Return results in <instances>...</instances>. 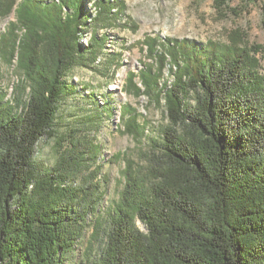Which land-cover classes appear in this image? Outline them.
I'll return each mask as SVG.
<instances>
[{
	"label": "trees",
	"instance_id": "1",
	"mask_svg": "<svg viewBox=\"0 0 264 264\" xmlns=\"http://www.w3.org/2000/svg\"><path fill=\"white\" fill-rule=\"evenodd\" d=\"M127 9L125 0H0V19L16 15L0 34V62L17 77L9 95L0 65V264H68L89 216L82 264H264L263 44L145 37L146 61L125 90L164 101L167 123L155 130L121 105L140 149L138 159L124 152L111 207L101 206L103 145L87 131L58 142L52 166L36 162L77 93L69 73L94 66L107 40L98 30L126 21ZM168 61L173 79L162 83Z\"/></svg>",
	"mask_w": 264,
	"mask_h": 264
},
{
	"label": "rangeland",
	"instance_id": "2",
	"mask_svg": "<svg viewBox=\"0 0 264 264\" xmlns=\"http://www.w3.org/2000/svg\"><path fill=\"white\" fill-rule=\"evenodd\" d=\"M125 1L128 6L127 20H118V24L98 30V35L103 34L107 40L96 57L94 66L75 67L69 73V80L75 82L77 93L63 100L56 119L57 136L41 139L35 155L39 164L52 166L59 156L58 142H62L68 133L85 130L90 136H94L96 142L103 145L102 170L98 177L106 191L101 203L105 209L114 204L122 189L124 152L127 151L135 159L139 158V141L129 132H125L122 126L121 105L135 107L137 112L143 113L151 121L155 130L167 123L164 101H152L147 94L137 97L125 90L128 72L131 69L140 70L143 66L140 61H146V46L142 43L145 37L152 35L162 39L189 38L199 43L208 40L224 43L235 41L242 46L253 43L264 45V0ZM91 9L96 12V9ZM15 20V11L1 18L0 34ZM85 31L81 42L89 44L93 30L86 28ZM260 57L261 71L264 73V52ZM119 58V64H115L114 60ZM169 64L170 61L164 69L162 83L173 79ZM0 65L3 75L1 84L10 95L14 83H17L15 64L8 66L0 62ZM107 103L114 107V112L107 107ZM103 108H106L105 112L101 111ZM94 111L99 113L98 121L90 120ZM78 133L84 134L83 131ZM138 224L145 229L141 222ZM92 232L93 220L89 216L88 227L67 257L68 264H82ZM95 248L98 254L99 244Z\"/></svg>",
	"mask_w": 264,
	"mask_h": 264
},
{
	"label": "bare ground",
	"instance_id": "3",
	"mask_svg": "<svg viewBox=\"0 0 264 264\" xmlns=\"http://www.w3.org/2000/svg\"><path fill=\"white\" fill-rule=\"evenodd\" d=\"M90 7L95 9V7H94V6H92V4H90ZM91 10H92V9H91ZM92 11H94V10H92ZM94 12H95V11H94Z\"/></svg>",
	"mask_w": 264,
	"mask_h": 264
}]
</instances>
